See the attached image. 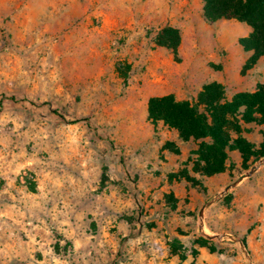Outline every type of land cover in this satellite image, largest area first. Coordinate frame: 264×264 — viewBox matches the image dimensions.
I'll use <instances>...</instances> for the list:
<instances>
[{
	"label": "rangeland",
	"instance_id": "rangeland-1",
	"mask_svg": "<svg viewBox=\"0 0 264 264\" xmlns=\"http://www.w3.org/2000/svg\"><path fill=\"white\" fill-rule=\"evenodd\" d=\"M53 2L0 0V264H264V164L245 178L264 157L232 153L206 175L198 143L149 118L152 98L194 102L221 77L218 43L244 63L248 26L201 23L195 0L192 23L176 28L185 50L174 53L157 42L169 25L89 40L54 18ZM244 66L226 73L236 83L223 85L227 97ZM261 129L244 136L259 142ZM42 167L78 185L62 217L29 207Z\"/></svg>",
	"mask_w": 264,
	"mask_h": 264
},
{
	"label": "trees",
	"instance_id": "trees-1",
	"mask_svg": "<svg viewBox=\"0 0 264 264\" xmlns=\"http://www.w3.org/2000/svg\"><path fill=\"white\" fill-rule=\"evenodd\" d=\"M202 16L209 24L235 20L251 28L248 37L239 39L242 49L252 54L244 71L264 57V0H203ZM157 42L177 53L180 31L166 27ZM149 118L175 130L183 142L198 143L196 154L206 165V175L223 171L232 152L246 161L264 157V84L255 92H239L231 99L218 82L205 84L194 102L178 101L173 95L154 97L149 102ZM256 127L262 128L259 142L244 136L252 135Z\"/></svg>",
	"mask_w": 264,
	"mask_h": 264
},
{
	"label": "crops",
	"instance_id": "crops-1",
	"mask_svg": "<svg viewBox=\"0 0 264 264\" xmlns=\"http://www.w3.org/2000/svg\"><path fill=\"white\" fill-rule=\"evenodd\" d=\"M194 1L56 0V2L52 3L54 6L52 13H56L55 11L58 10V15H61L60 17L56 15L57 17H54L56 20L59 18V21L64 20L67 22L78 23L75 24V30H79L84 38L89 40L91 39L92 35L96 33H102L104 38H111L112 35H116L117 33H120L121 36L128 38L139 36L144 37V34L148 32L149 29L152 30V28L156 25H169L173 28L182 29L186 24L188 25V23H192L196 13ZM201 8V5L198 6V14L201 17L200 22L209 24L203 19ZM229 21L238 22L235 20H222V27H219L220 25H218V27L222 29L223 27L228 26L227 22ZM219 22L214 23V25L218 24ZM233 24L234 23H232V25ZM120 28H123L122 31L119 30ZM248 28L249 30L242 38L248 37L250 35L251 28L249 26ZM87 35L89 36L87 37ZM217 37L219 40L221 39V36ZM184 41L185 40L183 37L182 45L180 46V50H182V52L185 50ZM108 45L109 44L104 43V46H107V48ZM218 46L219 48H217L216 52L218 53V50H221L223 55V57H220L223 69V72L220 73L221 77L218 76L217 78L211 79L207 83L202 84L198 92L202 90L205 84L211 82H218L224 86H235L236 83L233 82L232 76H226V73H230L231 75L236 71L241 73L243 66L252 55L251 53H246L242 49L243 52L248 55V57L246 60H244L245 62L240 64L238 67L233 64L231 57L222 49L219 43ZM101 47L103 48V44ZM98 48L100 49V47ZM90 49L97 52L101 51L95 50L94 48ZM107 51L108 49L101 53L106 54ZM81 64H84L85 67L91 66L89 61H83ZM249 72L251 73V77L249 76ZM235 79H237L239 83H237V86L234 88V92L230 98L228 96L229 99L239 92H255L259 83L264 84V57H262L251 70H248L246 79L243 80L240 78L239 74L237 78L234 77V80ZM87 83L88 81L81 79V86ZM46 171L47 167H42V169L39 170L40 177L37 182L38 186L35 188L36 190H27L28 195H32V197H29V207L34 211L42 210L50 214L54 212L59 215V217H62L66 212H68L69 209L71 211L75 209L76 205L73 206V203L76 198L80 197L78 192L75 193L76 186L78 187V185L75 186L73 184V181L76 183L75 180L65 178L61 179V177L55 175L50 176V171H48L49 173H46ZM28 178L30 179V177H27L26 179ZM67 188H71L72 191H67ZM12 190L13 192L19 193L18 190H20V188L13 186Z\"/></svg>",
	"mask_w": 264,
	"mask_h": 264
},
{
	"label": "water",
	"instance_id": "water-1",
	"mask_svg": "<svg viewBox=\"0 0 264 264\" xmlns=\"http://www.w3.org/2000/svg\"><path fill=\"white\" fill-rule=\"evenodd\" d=\"M264 164V159L258 163L256 166H254L247 174H246V177L245 178H250L262 165ZM238 183H235L229 187H227L224 191H222L212 202H209L207 204V207L210 206L211 204H213L214 202H216L218 199H220L222 196H224L226 193L229 192V190L233 187H235ZM204 210V209H203ZM201 230L204 229V225H203V211L201 213ZM206 237H208L209 239H212V238H217V239H224L225 236L221 235V236H215V237H211L207 234H205ZM234 240V239H233ZM240 243L242 244L243 242L240 241ZM244 250L246 251V248H244Z\"/></svg>",
	"mask_w": 264,
	"mask_h": 264
}]
</instances>
